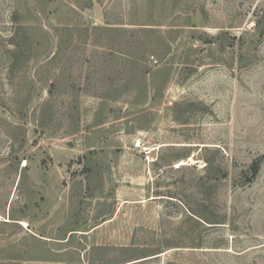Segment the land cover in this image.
<instances>
[{"label": "rangeland", "instance_id": "obj_1", "mask_svg": "<svg viewBox=\"0 0 264 264\" xmlns=\"http://www.w3.org/2000/svg\"><path fill=\"white\" fill-rule=\"evenodd\" d=\"M0 264H264V0H0Z\"/></svg>", "mask_w": 264, "mask_h": 264}, {"label": "trees", "instance_id": "obj_2", "mask_svg": "<svg viewBox=\"0 0 264 264\" xmlns=\"http://www.w3.org/2000/svg\"><path fill=\"white\" fill-rule=\"evenodd\" d=\"M260 169V162L255 161L250 166V177H248V183H251L254 178L257 176Z\"/></svg>", "mask_w": 264, "mask_h": 264}, {"label": "built area", "instance_id": "obj_3", "mask_svg": "<svg viewBox=\"0 0 264 264\" xmlns=\"http://www.w3.org/2000/svg\"><path fill=\"white\" fill-rule=\"evenodd\" d=\"M141 146H142L141 140L140 139H137L134 142V147L138 149V148H141Z\"/></svg>", "mask_w": 264, "mask_h": 264}]
</instances>
